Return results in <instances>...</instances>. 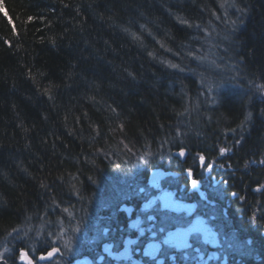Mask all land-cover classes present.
<instances>
[{
	"label": "trees",
	"instance_id": "16d2710c",
	"mask_svg": "<svg viewBox=\"0 0 264 264\" xmlns=\"http://www.w3.org/2000/svg\"><path fill=\"white\" fill-rule=\"evenodd\" d=\"M233 2L234 11L225 0H0V237L65 208L96 222L119 209L122 194L109 191L121 175L146 189L126 199L142 206L158 195L150 169L162 167L183 174L164 189L196 206L188 218L161 204L151 212L173 232L195 219L202 228L153 260L198 264L218 251L220 264H264V189L253 192L264 165L249 163L264 159V0ZM129 147L146 165L133 177L137 164L119 155ZM181 147L184 163L172 156ZM197 153L210 179L185 171L201 164ZM158 233L164 242L167 230Z\"/></svg>",
	"mask_w": 264,
	"mask_h": 264
},
{
	"label": "bare ground",
	"instance_id": "6f19581e",
	"mask_svg": "<svg viewBox=\"0 0 264 264\" xmlns=\"http://www.w3.org/2000/svg\"><path fill=\"white\" fill-rule=\"evenodd\" d=\"M225 1L228 2V8L230 10H233V11L236 10V7L234 5L233 0H225ZM186 152H187V157H185L184 160L182 158H180L179 156L174 155L176 153V151L173 152V157H175L176 160H178L180 163H184L187 161V158L189 156L188 151H186ZM140 161H141L140 163H143L142 161H144V159H141ZM190 167H194L195 169L201 170L200 173L196 174V175H198V178H201V176H202L204 179H210L208 172L205 171L204 169H202V168H206V167L202 166L201 164L192 165V166L190 165V166L186 167L185 171L187 170L189 177L195 176L193 174L194 173L193 168H190ZM144 168H145V166H144ZM220 168H223V167H220ZM188 169H192L191 174L189 173ZM210 169L214 170L213 168H210ZM150 170H152V171L154 170L152 173H149L150 177L148 180L151 183H157V182L161 181V184H162V180H164V179H168L170 177L178 178V176H180V174H178V176H177L175 173H171L170 170L163 169L162 167L150 169ZM160 170H163L165 172L166 175L164 176V178L160 179L159 181H155V182L152 181L151 180L152 174L155 172H158ZM138 171H139L138 167L136 168L135 171L133 169L131 176L133 177L135 172H138ZM225 173H227V171L223 172L222 174H225ZM124 178L125 177L123 175H121V180L124 182V184H122L121 186H117L116 188H112L109 191V193L117 195V196H120L121 193H125V195L127 194L126 197L122 196L123 200L120 203H117L119 209L114 208L113 209L114 211L111 210V211L104 212L102 214V218L98 219L96 222L95 221H89V220L81 221L80 219L79 220L77 219V222L80 225V231L79 232L75 231L76 233L71 236V238L72 237L75 238L77 236L76 243H75L77 245H74V248H73V252L76 255H78L77 257L83 258L85 255H89L90 258H92V259L94 258L95 262L96 261L99 262L100 258H101L102 259L101 264H122L119 261V257H126L130 253H132L131 247L133 248V251L135 253V249L138 248L137 245H143V242L141 240L138 241V239L135 238L136 234L140 235L141 229H142L141 235H142V237H145V238H149L151 235L157 234L158 231H159L158 234H160L161 230H163V229L167 230V234L170 232L173 233V231L175 230L173 224H166L165 225V223H161L157 227H155L154 224L150 223L149 221H142L139 224V226H140L139 228H136L135 226L129 228V222L135 223L138 221L137 216L132 215L131 213L133 211L138 212L140 210V208H142L143 210H146L149 208V206H148V208L143 207L144 204L141 206L142 203L136 206L134 204H129L128 201H126L127 198H130L133 196L140 199L141 197H143L142 195H143V193H145L146 189L141 187L140 183L138 181H137L138 182L137 184H139V185L137 187H135L136 189L135 188L133 189L131 184L135 180H133L132 183H130V182L126 183ZM191 179H195V178H191ZM189 180H190V178H189ZM195 180H198V179H195ZM216 185H219V184L216 183ZM160 188L164 189V187H160ZM200 188H201V194H200L201 195V198H200L201 202L204 203V201H205L206 204L215 206L214 203H216V202L215 201L212 202L210 199H208L206 197V194H205L206 191H204V193H202L203 189H202V187H200ZM200 188H198V189H200ZM153 191L159 192V190L156 187H153ZM172 192H174V191H172ZM233 192H235V191H233ZM253 192L258 193L259 191H257L256 188H254ZM173 196L175 197V195H173ZM230 196H231V199L234 200L236 198H239L240 194L238 193L237 196H233V195H230ZM157 197L158 196H156L154 198L157 199ZM181 202L186 203L185 200H181ZM230 202L231 201H229V203ZM240 202H241V200H240ZM155 203L157 204V206H159V204H158L159 200ZM219 205L220 204L218 203V205H217L218 208L220 207ZM159 207L167 209L164 206H159ZM227 210H228V205L227 206L225 205L224 212L227 213ZM93 217H95V216H93ZM83 218L86 219L85 217H83ZM145 223H147V224H145ZM148 228H150V229L148 230ZM151 229H153L155 231H151ZM204 237L207 238V235H205ZM155 241H160V240L155 239ZM160 242H162V244L164 245L163 249H164V247H166L170 251L174 250V249H172L171 245H169V243L163 242V241H160ZM182 243H184V241H182ZM219 245H220V242H219ZM119 250H120V252L118 253ZM111 251H113V252H111ZM146 252L148 254L147 250H146ZM139 253L143 256V259L139 260L138 263L136 262L134 264H160V263L156 262V260L149 259L147 256H145V252L143 254H142V252H139ZM216 254L220 255V252L216 251L215 255L210 254V255H208L209 257L203 256L201 258L204 260L205 264L208 263V260H210L209 264L211 262H215L216 264H220L221 260L214 259V257L217 256ZM57 255H55V256H57ZM212 255H214V256H212ZM210 256H212V257H210ZM251 257L253 258L256 256L253 255ZM252 258H250V259H252ZM87 262L90 263L91 260L88 259ZM251 264H255V263H251Z\"/></svg>",
	"mask_w": 264,
	"mask_h": 264
},
{
	"label": "rangeland",
	"instance_id": "374dc122",
	"mask_svg": "<svg viewBox=\"0 0 264 264\" xmlns=\"http://www.w3.org/2000/svg\"><path fill=\"white\" fill-rule=\"evenodd\" d=\"M213 56H210V59H208L207 62H209L211 64V66L215 67V65H214L215 62H213V61L216 59L211 58ZM206 57H209V55H207ZM227 66L233 67L232 64H228ZM225 69H226V67H225ZM224 73H226V72H223L221 70L220 74H224ZM122 141H123V139L120 142H122ZM120 142H119V144H120ZM124 149L125 150H122L119 152L120 153L119 155H121V156L123 155L122 157L125 159L126 162L129 161L130 164H133L131 167H134L137 164V166L141 165V167H138V168L142 169V168H144V166H146L145 164L140 163L141 161L138 159L139 158L138 155L139 154L142 155V152H140V153L135 152V150L131 147H129V149H127V148H124ZM179 151H176V152H179ZM144 153H146V152H144ZM145 161H147V160H145ZM167 161H170V160L168 159ZM117 166H118V164L115 163V168ZM137 166L135 167V170H136ZM153 171L150 170L149 173H152ZM171 173H175V174H177V176H178V174H180V176L183 175L179 171H175V172L171 171ZM149 177H150V174H149ZM151 186L156 187L159 190V192H158L159 198L158 199L151 198L146 204H144L143 207L148 208V206L150 207V205H154L155 202L161 198V200H162L161 206L164 205L165 207H168V209H170V210H173V208L175 209V207H176L177 208L176 213L181 215V216L184 215L185 217L188 218L189 214L190 215L194 214L192 212L194 210V208L191 209L190 211H187V213H186L185 209L183 208L184 203L181 201H178L176 199V196L175 197L173 196V195H175L174 192H172L168 188H165V189L162 188L161 189L160 187H163V185L161 184V181H159L157 183H151ZM121 194H122L121 196H125V197L127 196V194L125 195V193H121ZM86 201H88V200H86ZM177 202H180V203H177ZM65 209H67L68 211H65V210L63 211L64 216H62V215H60V216L56 215L55 216L54 215L53 218L49 219V220H46L44 218H40V219L36 220L35 223H33V221H32L33 224L28 223L29 225L27 224L26 227L21 225L20 228H16V229L19 230L18 232L21 235H23L24 233H27L28 237L30 238L29 239L30 241H39V240L43 239L46 242L49 241L52 243H54V242L60 243L61 246L65 247V243L69 239H71V240H73V246H72V249H73L74 245H77V244H75L77 236L75 238H73V237L71 238V236L76 233L74 231V229L77 226L80 228V225L77 222V217L75 215H73L75 213L74 210H71L69 208H65ZM72 211H73V214H71ZM97 212H99V211L97 210ZM89 214H91V213H89ZM89 216L86 215V220H89ZM185 228H187L186 229L187 232H185V236H187L188 238H185L184 241L188 242L189 237L191 235L190 232L193 230H194V233L199 232L202 228V225L200 223H198V219H195V220H191V222H187L185 224ZM61 232H63L62 237L60 236ZM12 234H14L13 229L10 230L3 237H10ZM169 236H171V240H172L171 242L174 245L173 247L180 248L181 247L180 245L182 244L180 235L177 234V232H173V233L170 232ZM57 237H60V239H57ZM194 237H197V236L194 235ZM163 246L164 245L160 241L149 242V244L147 246V251H148L149 257L154 258V259L157 258L158 254H160L162 252ZM161 261L162 260L160 258L156 260V262H161ZM198 264H205V262L199 261Z\"/></svg>",
	"mask_w": 264,
	"mask_h": 264
},
{
	"label": "flooded vegetation",
	"instance_id": "af4514ba",
	"mask_svg": "<svg viewBox=\"0 0 264 264\" xmlns=\"http://www.w3.org/2000/svg\"><path fill=\"white\" fill-rule=\"evenodd\" d=\"M210 168L212 167H209L207 170H211ZM202 169H205V168H202ZM208 174L210 177L211 173L208 172ZM218 181L220 182V178ZM194 204L191 205L189 203H184L183 208L185 209L186 213L187 211H190L193 208L195 209L196 203L194 202ZM152 207L153 206H150L146 210H143L142 208H140L138 212L133 211L131 214L136 215L138 218V221L135 223L129 222V228L133 227L134 225L136 228H139L140 227L139 224L142 221H149L150 223L154 224L155 227L161 224V222L159 223L157 221V217H159L158 214L151 213V211L155 209V208L152 209ZM166 208L168 209V207ZM165 221H166V224H173L172 220H169V221L165 220ZM151 231H155V230L151 229ZM141 234H142V229L140 230V235L136 234L135 238H137L138 241L141 240L143 242V245H137L139 249L138 248L135 249V253L133 251V248L131 247L132 253H130L126 257H119V261L122 264H134L136 262L138 263L139 260L143 259V256L139 252H142V254L145 252V256L149 257L146 253L147 246L149 244L148 238L142 237ZM29 239L30 238L28 237V235H25V233L21 235L19 232H14V234H12L10 237H3V236L0 237V253H4L5 248L9 249L8 252L4 253L5 258L8 259V264H28L27 260L20 258L21 250H24L28 253V256L31 258L33 264H101L102 262L101 258L99 262L97 261L95 262L94 258L93 259L90 258L89 255H85L83 258H79L77 257L78 255H76L73 252V249L71 251H68L67 249H65L64 246H61L60 243H57V242H54V243L49 242V241L46 242L43 239L39 240L40 241L39 242V241H30ZM165 240L172 247L173 244L171 242L172 240H171V236H169V233L165 236ZM53 246L59 247L63 255L58 254L57 256L52 257L50 260L40 259V256L47 255V251H50L51 247ZM119 252L120 250L118 251V253ZM88 259L91 260L90 263L87 262ZM0 264H2V262H0Z\"/></svg>",
	"mask_w": 264,
	"mask_h": 264
},
{
	"label": "snow or ice",
	"instance_id": "6c2138e0",
	"mask_svg": "<svg viewBox=\"0 0 264 264\" xmlns=\"http://www.w3.org/2000/svg\"><path fill=\"white\" fill-rule=\"evenodd\" d=\"M243 11H244V10L241 9V12H243ZM28 19H29V21H31V20L34 19V18H33V17H29ZM181 23H187V21H181ZM233 23H235V22H233ZM13 32H14L16 35H19V33L15 32V27H14V26H13ZM5 43H7L9 46H11V41H5ZM190 55H191V54H190ZM170 67H173V68H179V65H177V64H170ZM129 75L132 76L133 79H135V75H134V74L129 73ZM260 88H261V90H264V85H261ZM44 91H45V92H48V89H45ZM49 98H51V96H50ZM113 111H114V110H113ZM262 114H264V113H262ZM250 120H251V113H249V114L246 116L245 121L241 122V123L238 125V128H241V129L245 128V127H246V124H247ZM123 127H124V125L121 124V125H120V128L123 129ZM230 130L233 131V132L236 131V129H230ZM176 131H177V137H179V136L181 135L180 130L177 129ZM237 142L239 143V141H237ZM230 150H231V149L228 148V147H221V148L219 149V152H220L221 155H223V154H226L227 152H229ZM186 151H187L186 147H181V148H180V151H179L178 154H179L180 156H185ZM197 157L199 158V160H200V162H201V165L203 166V165H204V162H205V160H206V157L204 156L203 153H197ZM141 159H143V157H141ZM249 163H259V164H261V165H264V159H259L258 161H256V160H252V161H249ZM117 167H119V166H117ZM220 167H224V165H220ZM188 171H189L190 174L192 173V169H188ZM191 183H192L193 188H195V187H197V186L199 185L200 182H199L198 180L193 179V180L191 181ZM224 183H227V181H224ZM262 189H264V185H261L259 188H257V191H261ZM231 195H233V196H237L238 193L233 192V193H231ZM240 198L243 199V197H240ZM65 211H68V210L65 209ZM252 219L255 220L256 217L253 216ZM134 226H135V225H134ZM18 231H19L18 229H15V228L13 229V232H18ZM74 231L79 232V231H80V228L77 226V227L74 229ZM25 235H27V233H25ZM60 236H61V237L63 236V232H61ZM57 239H60V237H57ZM165 242H167V241H165ZM184 244H186V241L184 242ZM72 246H73V240L69 239V240L65 243V249H67L68 251H71V250H72ZM180 246H184V245L182 244V245H180ZM8 251H9L8 248H5V249H4V253H6V252H8ZM4 253H0V262H2V264H8V259L5 258ZM58 253L61 254V255H63V253L61 252V249H60L59 247H55V246H53V247H51V250H50V251H47V255H41V256H40V259H42V260H44V259H49V258L54 257V256H55L56 254H58ZM20 258H21V259H24V260H27L28 264H33L31 258L28 256V253H27L26 251H24V250H21Z\"/></svg>",
	"mask_w": 264,
	"mask_h": 264
},
{
	"label": "water",
	"instance_id": "95a60500",
	"mask_svg": "<svg viewBox=\"0 0 264 264\" xmlns=\"http://www.w3.org/2000/svg\"><path fill=\"white\" fill-rule=\"evenodd\" d=\"M178 153H179V152H176L174 155H175V156H179V157L182 158L183 160L185 159V157H187V152H186L185 156H180ZM165 175H166L165 172H164L163 170H160V171L155 172V173L152 174V178H151V180L154 181V182H155V181H159L160 179H163ZM176 175H177V174H176ZM56 255H57V254H56ZM50 259H51V258H49V259H45V260H50Z\"/></svg>",
	"mask_w": 264,
	"mask_h": 264
}]
</instances>
